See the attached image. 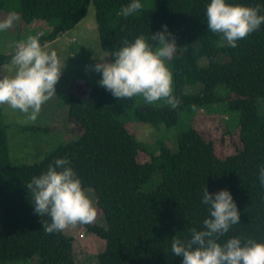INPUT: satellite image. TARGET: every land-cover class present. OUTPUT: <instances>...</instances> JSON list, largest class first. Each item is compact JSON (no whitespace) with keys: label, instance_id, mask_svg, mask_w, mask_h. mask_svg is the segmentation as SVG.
<instances>
[{"label":"trees","instance_id":"obj_1","mask_svg":"<svg viewBox=\"0 0 264 264\" xmlns=\"http://www.w3.org/2000/svg\"><path fill=\"white\" fill-rule=\"evenodd\" d=\"M131 2L0 0V12H16L24 25L39 24L32 35L39 37L42 46L73 28L90 4L104 52L141 34L155 45L150 36L167 25L178 43L168 67L173 95L181 101L174 109L135 106V97L117 99L97 85L84 96L71 92L66 97L67 114L79 136L57 145L40 160L17 165L10 162L0 120V264H74L66 254L71 238L62 231H44L42 221L51 223L50 217L34 212L26 187L58 158L70 161L82 187L93 192L94 205L104 219L103 227L83 224L105 242L98 264H182V257L172 253L171 242L173 237L190 239L193 228L203 229V220L209 217L208 206L202 203L205 188L210 194L229 191L239 211L240 223L232 225L219 243L234 236L264 243V185L259 180V168L264 166L260 104L264 101V24L233 48L207 29L210 0H139L142 8L124 17L121 7ZM226 3L260 5L259 14L264 15V0ZM42 25L46 35L35 33ZM15 50L0 54V65L11 62ZM186 85L200 88L186 93ZM196 112H228L234 121L237 117L239 146L234 153L217 155L212 140L191 124L181 123ZM131 123L155 130L177 127L175 147L170 149L159 140L157 150L151 151L126 129ZM139 152L146 156L144 161L138 160ZM153 177L158 182L143 189Z\"/></svg>","mask_w":264,"mask_h":264},{"label":"clouds","instance_id":"obj_2","mask_svg":"<svg viewBox=\"0 0 264 264\" xmlns=\"http://www.w3.org/2000/svg\"><path fill=\"white\" fill-rule=\"evenodd\" d=\"M142 8L139 0H132L121 7L124 17ZM260 5L255 7L229 4L226 0H210L206 6L207 29L236 47L237 41L247 38L264 24ZM19 19L10 12L0 19V32L12 28ZM150 36L155 45L143 34L133 41L123 40L122 45L92 66L100 73L98 84L117 99L141 96L151 105L164 101L173 109L181 103L173 95V74L167 61L177 54L175 37L161 26ZM11 58L14 73H0V104L26 114L35 121L42 105L55 94V86L64 67L55 50L42 46L39 37L29 35L16 43ZM107 55V56H108ZM259 180L264 185V166L259 168ZM33 198L34 212L40 217L47 215L51 223L42 221L47 233L63 231L69 226L89 224L94 221L97 209L81 180L67 158H58L27 185ZM202 203L208 206L209 217L203 220V229H191V238L173 237L171 251L182 257V264H264V243L252 238L230 237L223 244L220 237L226 235L232 225L240 223V215L232 195L227 190L210 194L205 188Z\"/></svg>","mask_w":264,"mask_h":264},{"label":"rangeland","instance_id":"obj_3","mask_svg":"<svg viewBox=\"0 0 264 264\" xmlns=\"http://www.w3.org/2000/svg\"><path fill=\"white\" fill-rule=\"evenodd\" d=\"M8 14H0V19ZM20 23L19 18L12 28L0 32V54H8L14 51L16 43L26 40L29 35H32L36 25L39 26V24L24 25ZM35 33L46 35L47 30L43 29L42 25ZM43 46H47L49 50H55L61 61H64L62 74L55 86L56 95H53L51 99L42 105L41 111L34 122L28 120L26 114L19 110L1 104L0 120L5 128L9 158L13 165L40 160L57 145L79 136L80 131L68 117L66 97L71 92L84 96L90 86H100L98 81L101 79V75L93 71L92 66L98 63L100 58L107 61L114 59V57L108 55L111 52H104L99 47L94 8L91 4L88 6L83 18L73 28ZM204 63V59L199 61L200 65ZM14 71L11 62L0 65V73L12 74ZM199 88L198 85H186L184 92H196ZM260 104H263L261 111H264V101ZM134 105L168 106L164 101H157L149 105L141 96L135 97ZM219 112L214 114L196 112L193 117L186 115V121L182 120L181 123L183 125L191 124L204 138L212 140L216 154L224 156L234 153L239 146L237 137L238 122L237 117L234 121V115L228 112H221L218 115ZM181 114L182 112H179V115ZM189 120H191L190 123L187 122ZM182 124L180 125L182 126ZM126 129L133 133L144 145L150 146L151 151L157 150L156 143L159 140L170 149L175 147L177 127H161L155 130L138 123H131L126 125ZM137 158L139 161H144L146 156L139 152ZM157 182V177H153L151 182L143 189L149 190ZM86 191L94 202L93 192L91 190ZM91 223L105 226L104 219L98 209L96 218ZM62 232L66 237L71 238V244L66 254L70 256L74 264H98L97 255L105 246L102 239L88 232L83 224L69 226Z\"/></svg>","mask_w":264,"mask_h":264}]
</instances>
